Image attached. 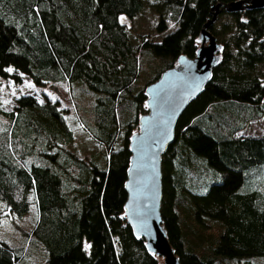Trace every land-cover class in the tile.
<instances>
[{
  "label": "trees",
  "instance_id": "1",
  "mask_svg": "<svg viewBox=\"0 0 264 264\" xmlns=\"http://www.w3.org/2000/svg\"><path fill=\"white\" fill-rule=\"evenodd\" d=\"M233 1L0 0V79L64 84L74 120L105 151L85 160L64 149L73 133L56 100L0 108V222L15 219L24 236L0 238V264H161L124 218L128 138L145 86L192 57L210 8ZM144 7L163 36L132 45L120 18ZM218 16L228 22L208 28L223 47L213 71L250 78L264 64V7ZM202 93L216 101L175 129L161 158L162 225L180 264H253L264 256V136L234 135L264 116V83L211 79Z\"/></svg>",
  "mask_w": 264,
  "mask_h": 264
},
{
  "label": "water",
  "instance_id": "2",
  "mask_svg": "<svg viewBox=\"0 0 264 264\" xmlns=\"http://www.w3.org/2000/svg\"><path fill=\"white\" fill-rule=\"evenodd\" d=\"M263 7L264 0H237L212 6L210 19L195 39L193 56H178L171 67L144 88L145 112L137 117L136 129L128 138L123 213L134 238L142 240L146 253L161 259V264H180L160 215L161 158L173 142L181 113L204 91L220 62L223 47L208 28L220 12L236 13Z\"/></svg>",
  "mask_w": 264,
  "mask_h": 264
},
{
  "label": "rangeland",
  "instance_id": "3",
  "mask_svg": "<svg viewBox=\"0 0 264 264\" xmlns=\"http://www.w3.org/2000/svg\"><path fill=\"white\" fill-rule=\"evenodd\" d=\"M120 21L125 26L132 45H136L142 39L156 42L163 36L155 31V25L158 22L157 13L148 7H144L143 10L133 19L121 17ZM224 21L228 22L227 19L217 16V19L215 20L217 28H219L221 23ZM211 79L216 83L225 86L234 82H243L247 85H251L256 81L264 83V64L259 65L253 71L250 78L242 75L229 77L225 74H220V72L213 71ZM28 94L35 96L39 102H45V100H56L58 101V109L66 110L65 119L72 130L73 141L66 145L64 149L76 157L85 160L89 159L92 155L100 156L105 154L104 147L89 138L87 133L82 130L80 125L74 120L75 117L70 107L69 99L66 94V86L64 84L40 87L34 84L27 77H24L21 83L16 84L12 80L6 81L0 79V108L3 111H10L13 109L15 99ZM215 101L216 100L214 98L201 93L197 98L192 100L181 113L177 120L176 128H182L187 125L191 119L201 113L208 104ZM234 136L235 138L264 136V116L258 121L249 122L243 131L236 133ZM116 141L118 142V138H116ZM32 210L33 206L30 207V212ZM16 222L17 221L15 219H13V222H5L3 220L0 222V238H3L11 246H20L23 244L24 236L22 237L18 228H16ZM184 228L188 233V238L191 243L196 244L198 241L203 240L201 232L192 228V224L189 219L185 221ZM115 247L116 250H119L117 243H115ZM255 258L257 264H264V256H258ZM256 262L253 264H256ZM219 264L225 263L220 262Z\"/></svg>",
  "mask_w": 264,
  "mask_h": 264
},
{
  "label": "snow or ice",
  "instance_id": "4",
  "mask_svg": "<svg viewBox=\"0 0 264 264\" xmlns=\"http://www.w3.org/2000/svg\"><path fill=\"white\" fill-rule=\"evenodd\" d=\"M88 247H90V245Z\"/></svg>",
  "mask_w": 264,
  "mask_h": 264
}]
</instances>
